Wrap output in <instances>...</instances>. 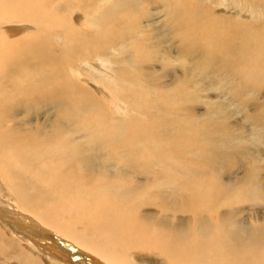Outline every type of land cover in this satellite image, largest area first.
<instances>
[{
  "label": "bare ground",
  "instance_id": "bare-ground-1",
  "mask_svg": "<svg viewBox=\"0 0 264 264\" xmlns=\"http://www.w3.org/2000/svg\"><path fill=\"white\" fill-rule=\"evenodd\" d=\"M109 1L111 0H54L52 4L54 7H48V2H49L48 0H0V55L3 57L6 56L5 62L4 63L1 62V65L5 64V66H3L2 68L3 79L7 78L8 76H9L8 78L12 77L13 79V77L17 73H20L21 70L22 71L26 70L25 75L20 76L19 74L20 77L16 81H11L8 83L0 81V97H1V101L3 102L0 105V111H4L10 114L9 119H13L14 116L17 115L19 110L18 109L15 110L16 106L24 108V110L30 113V115L32 114L38 115L42 113L41 111H43V113L41 114L42 116L45 115L44 112L46 111L45 110L46 106H49L50 109L48 114L52 113V116H50L51 117L50 121L37 122L35 124H32L34 125L33 127L30 125L32 123L31 120L30 122H24L25 120L23 121L24 122L23 125H25V127L22 124L21 125L19 124V126L17 127L16 125L14 127L9 125L8 128L4 126V131L0 133V180L1 181L3 180L8 185V187L13 192L12 194H15L16 196V197L14 196L16 200L15 202H18L17 203L18 206H20V208L23 209L21 210L22 211L21 215L23 214L24 218L33 215L38 222L40 221L43 222L54 233L52 234V232L49 233L42 230L43 228L41 226L42 224L40 225L42 228H39L37 227L38 225L36 224V222L35 223L29 222L28 220L23 219V217H22L23 220L20 219L21 217H19L18 219L16 215L18 214L16 213L17 211L15 212L16 214H13L14 208H12L13 209L12 211L9 209L6 211L0 209V221H1L0 222V264H136V261H134L132 258L134 257L133 256V252H135L134 250L136 251L140 250V252H147V254L149 255L151 254L152 249L158 251L160 253L159 255L161 258L166 259L167 263H163V264H216L217 259L220 260L225 259L223 262H220L219 264H239L243 262L249 264L251 262L250 258L244 253L242 254L241 253L238 254V253L241 248H244V250L247 251L249 255H252L255 252V250L261 252L260 247L259 249L256 248V246L262 242L261 235L254 234L255 233L254 231H253L254 233L251 234L250 235L251 237L249 238L251 242H247L246 238L239 236L238 234H232V236L231 234L229 235L231 231L229 232L225 231L219 225L217 227L220 229V231L218 230L217 227L214 229V231L217 230L216 232H220L222 236L215 237L214 243H209L206 240L204 241L203 240L204 238L202 239V241L200 240V238L196 241L189 240L191 236L189 237L182 236L176 230L170 228V226H168L166 222L165 224L162 223L164 225L160 224L157 227L150 226L152 224L149 223L153 222L154 219L157 223L156 217L154 218L152 217V219L146 218L147 215L143 217L141 216L142 214L140 215L137 212H135L136 215H134V209L136 208V206L139 210L138 212L141 211L139 208L143 204H140L139 201L132 199V201H130L131 205L129 204L130 205L129 207H126L127 205L125 206L119 205L118 203L121 200V198L125 196L127 197L131 192V191L129 192L127 185H125L124 187L116 186V191L112 187H110L109 189L105 187L106 190H104L102 186L104 182H102L103 178L101 176L96 174L95 176H92L94 179L91 180L90 176H85L87 175L85 174V170H83V172H78L79 174H75L74 173L75 171L73 170H75L76 168L75 169L74 167L72 168V165H74L73 163H69V167H67L68 169H65L63 167L65 171H60L59 168L57 169L54 168V164L56 160H63L64 157L67 156H69L70 162H72L71 160L77 161L78 159H87V161L89 160L90 162L91 155L89 156L87 152L90 153L94 152L93 154L91 153L93 156H95V154L97 153V157H99L100 155H104L102 154V150L105 149L108 150V148H110V150H114L116 147H122V145H119V143H117L116 145H110L111 142L109 139H111L112 141H115V139H117V137H115L116 132L114 133L115 135L109 132V128L111 127V125L109 126L108 130L106 129L104 132L103 129L105 128H102L100 131H98L99 127L101 126L98 124V122L102 123L105 121V119L102 116L99 117L100 116L99 112L95 111V110L100 111L102 109V102L100 101L99 98H97V96L103 98V96L109 92L115 93L116 91H118L115 88L112 89L111 86L105 87V85H107L106 83H110L111 81H116L120 79L121 80L128 79L131 81V83L133 82L132 91H131L132 93L135 84H136L135 86L139 90L142 88L140 91L147 90L146 88H144L145 85L143 84L148 85L149 81L147 82L145 78L139 80V77L143 75L149 68H151L150 64L152 63L150 62H153L152 60L157 59L156 56L158 54L163 55L161 61H165L166 65H167L166 61H169V59L172 57L170 55V52L174 49H176V51L182 54V58H187V57L192 58V56L190 55V53H192L194 56L193 59H196L197 61V58L195 56L196 54L199 55V57L200 55H204L202 54L201 51L202 48L203 50H206L213 54V51L210 50L212 48L211 43L213 39L211 38L212 36L210 37L208 35H211L212 33H215L216 30L221 29L220 27H217V25L220 24V21L218 19L217 20L212 19L213 22H209L205 26L202 25L203 21L200 22V25L198 23L196 24L195 22L193 24H190V26H187L189 25L188 21H187V25L183 24L186 16L188 17V15H193V13L194 16H196L197 13H199L200 11L199 9H194L197 8L195 7L197 3H199V5H202V2H206L207 0H188L187 6L189 7L190 5L193 8L191 9L193 13H190L187 9L182 11V8L179 6V2L177 0H112V4H108L105 10L104 6H106L105 4ZM179 1H186V0H179ZM194 1H195V6H193ZM208 1H209L208 3L211 4L214 0H208ZM234 1L236 3H239L236 0ZM230 2L234 4L233 1ZM246 3L250 7L251 12L255 10L253 12V16H254L253 19H256L264 15L263 10L261 11V10L253 9V5L256 7H259V5L261 6L262 0H251L250 3H248L246 0ZM158 4L163 6V11H164L163 16L165 17V19H167L168 14L171 18L174 17H178V19L182 18V20L179 21L181 22V29L176 28L172 36H170L167 31L163 30L164 27L167 26L166 24L158 25L157 23V22L160 23V20L157 19L158 17L157 15L161 13L160 12L161 9L157 10L155 8V6ZM151 6H153V8H151ZM46 8H49L48 12ZM59 12L63 13L64 17H61L63 14L62 15L59 14L56 16L53 15L54 13H59ZM98 14H100V16L96 21L95 18L97 17ZM84 16H88L90 18V22L88 23L87 28L93 27L94 31L92 33H90L87 30L86 32H88L89 34L85 33L84 30L86 28L85 29L78 28L79 23L83 24L85 22ZM149 17H150V22H149ZM105 19H110V22H118L121 19L126 24H130V22L135 21V20L130 21L131 19H138L140 21L144 19L147 22V24L139 28L140 32H137V34L127 36L124 33H120V34L113 33V30L115 29L113 28L114 27L113 25L108 26L112 29L111 31L108 29H104V31L99 29V25H100L99 20H105ZM192 19L194 20V18ZM24 22L31 24L30 27H28V30H26V33L28 34L23 36L20 35L18 37L16 36V38L11 37L12 34L21 33V31L24 28L23 26ZM179 22L177 23V27H180ZM124 23H121L119 25H123ZM169 24L172 26L173 21H171ZM261 24H263V22H261ZM35 26L38 27V31L36 30L35 33L32 32V34H29L30 30H32L33 27ZM162 26L163 29L158 31L159 32L158 34L152 36V39H154L157 38L159 34H161L160 37L163 38H157L158 41L154 42L152 40L149 43L148 41L149 39L143 37V34L147 28L151 29V31L154 33V31L159 30ZM55 28H59V31L55 32L58 30L57 29L55 31H52V33H50L51 32L50 30H53ZM226 29L228 30L227 27H225V30ZM128 30H129V26H128ZM42 31L48 33L43 34ZM226 32L228 33V31ZM217 33L218 31L216 32V34ZM93 34L97 35V37L93 36L91 42L90 39L88 38L84 39L85 36L93 35ZM187 35H189L188 38L191 41L185 39ZM113 36H117L121 40L115 41L113 39ZM139 36H140V42H138ZM173 36H178L179 39L181 40V43H175V47H172L173 42H171V44H167L168 41L173 40L172 39ZM216 37L218 36L216 35ZM219 37L222 38V36ZM54 38L56 39V42H54ZM103 39H107V40L113 39L112 42H108L107 44H104V49L109 47L113 48L114 46L123 48V46H125L126 44L128 48L133 49L135 52H137L142 47H144V50L145 49L146 50L145 51L143 50L140 56L139 54L136 53L133 57V60L130 61V64L126 62L125 67L121 66L120 68L117 67V69L113 67L114 69H111V67L113 66L111 63H115L117 66H120V62L123 61L124 57H122V55H120L119 53H115L116 55L119 54V56H116L114 59L112 58L113 61H111V59L109 60L110 62L104 60L106 58L103 56L105 55V52H103V42H104ZM226 40H228L229 42V39ZM256 40L258 41V39ZM15 41H19V43L21 44H26L27 47H25V45H22V47L19 45H14ZM215 41L216 40H214V43ZM237 41L232 40V42H234L232 46L233 50H234V46L238 44ZM163 42L165 43V45L167 44L165 47V52L162 51V49L164 48L163 46H161ZM226 42L222 41L224 47L226 46ZM112 43L113 45H110ZM222 43L219 44L222 45ZM246 44L247 42L237 45V47L240 49V55H239L240 57H243V55H245L244 54L245 50L248 51L250 50V48ZM256 44H255L256 45L255 55L250 61L252 65V66L250 65L251 70H247L248 65L245 66V68H247L246 70L239 71V68H237V74L235 72L232 73L231 80L235 79L236 81V77L250 78V79L260 78L262 82L261 85H263L264 39L262 41L257 42ZM88 45H92L94 48H89ZM1 46L4 47V50ZM85 47L86 48L88 47L89 51L85 50ZM218 47L220 48L221 46ZM186 48L188 49L186 50ZM227 48L230 47L228 46L225 49ZM5 49L7 51H5ZM12 50H14V52H11ZM46 50L49 52H47ZM52 51H58V52H52ZM62 53L64 55V58L61 57ZM216 53H218L217 49H216ZM235 54L238 55V52H236ZM230 55L233 56L234 54L229 53V56ZM226 56L227 55L225 54V57ZM3 57L2 59H4ZM138 57L140 60V64L137 65L135 63V60ZM247 57L250 56L247 55ZM201 58L200 60H202ZM92 59L93 61L91 62ZM65 60L68 63L69 76L67 73V69L62 67L54 68L59 63V61L62 62ZM95 62L97 63L100 62V64H98L99 67L98 70H94L93 68H91V67H96L97 64H91ZM221 62L220 64H222ZM129 66L133 68L132 71H129ZM46 67L48 68L46 69ZM215 67L217 68L220 66H215ZM71 68L72 71H70ZM90 68L93 72H96V74L90 72ZM83 70H85V74L82 72ZM190 70L192 69L190 68ZM218 70L219 68L217 69V71ZM72 73L73 75H71ZM126 74H130L127 76H129L132 79L134 78V80L129 79L126 76ZM188 78L190 79L192 77H188ZM76 79L81 80L84 84L85 81L90 83L89 85L85 84L86 85L85 89H81L79 91L80 95L79 92L73 88V86H75ZM6 86H10V88L5 90ZM89 86L92 87L89 89L88 88ZM259 88L263 89L264 86H261ZM247 90L254 92L255 90L258 89L254 88ZM237 91H239V89L236 90L233 89L231 91V94L233 96L232 100H236L238 98V95L236 93ZM153 92H155L154 88H153ZM194 93L195 92H193V94ZM62 94H67V95L62 96ZM76 94H78L79 96L76 97ZM161 96L162 99H165L169 96V93L167 92L163 93ZM235 96L236 99H234ZM195 98L196 97H194V99ZM108 100H115V99L111 97ZM6 101L10 103L7 105ZM115 101L118 102V100ZM117 102L114 103L117 110L121 111L123 110L122 108L126 107L125 109L127 110L126 111L127 113L129 110L131 111L138 110L140 108L139 105L141 104L137 102V95L134 93L129 98V101L127 102L128 104H126L125 106ZM174 103L172 106H174ZM242 104H246V103H242ZM148 106H150L149 101L147 107ZM76 107L80 109V113H79L80 115H78L79 122L70 120L71 117L76 116V111L79 112V110ZM212 107L213 106L211 105V108ZM236 107H238V105ZM257 110H259V108ZM211 111L212 112L214 111L213 108ZM158 112L160 113V111ZM224 113L226 112L224 111ZM208 114H210V111ZM146 116L150 118L149 121L152 127H165L167 125V123H165L162 119H159L161 115L157 117V115H155L154 112L153 113L151 112L150 114L148 113V115ZM128 118L127 121H129ZM221 118L222 117H220V119ZM4 119L7 120L5 118V114L0 113V121H4ZM259 122L261 121L259 120ZM133 123L134 122H132V124ZM199 123L197 124L198 126ZM204 123L206 124V127H204ZM218 123L216 124L214 122L213 124L204 121L202 122V124H200L201 126L199 130L201 131L200 132L202 138L201 144L204 146L205 149V153L202 152L204 153L203 158H205L203 161L209 162L211 165L210 164L207 165L213 170H216V168L219 166L220 169H225L230 162V157H228V155L226 154V150L224 149L226 143H236L238 140L244 139V137H241L239 135L238 136L233 135L228 130V127L225 126L224 121L221 122L222 123L221 125H219ZM188 125H190V123H188ZM28 127L29 129H27ZM146 127L148 126L146 125ZM254 128L257 129L256 127ZM260 128L261 126L257 130H261ZM262 129H264V126L262 127ZM81 130L85 131L86 136L90 134L89 136L90 138L89 139L87 138L89 143L92 144L93 141L98 140L97 137L100 136L99 138H103L101 139V141H103L102 142L103 145H97V149L94 150V148H92V145H84V142H80V143L78 141L74 142L76 139L74 137H76V135H78L77 132L80 133ZM28 131L30 134H27ZM107 132H109L108 135ZM211 132H219V134L218 136L216 135L214 136V133H212L213 134L212 136ZM157 133L159 132L157 131ZM121 138L118 137V139L120 140ZM106 139L108 140L107 142ZM132 140L137 142V137L133 135ZM36 143H39L40 145H36ZM201 144L200 146H202ZM4 145H9V147L10 145H19L20 151H22L23 154V158L19 157L17 151L9 152L10 148L9 150H7V148H5ZM143 147H141L140 145H130L129 147H127L128 148L127 154L126 151L121 150L122 152L120 151L121 152L119 153L120 155L118 154L122 161L121 165L124 167V165L127 164L132 165L139 162L140 160L142 161L145 153L150 161L154 159L156 160L157 163L160 162L159 160L161 156L159 157V159H156L157 150H153V148L149 149L144 145ZM62 150H63V156H60L61 153L60 151ZM207 150H209V152H207ZM98 151H100L101 154ZM137 151L140 158L134 156V152ZM227 152L229 153V151ZM110 158L113 161H110L109 164L106 163L104 164L107 166H112L111 168L113 172L110 174L111 175L114 174V176H116L115 173H117L118 175L120 173L119 168L122 166H120L116 156H111ZM251 162H253V160ZM41 165L43 167V170H40ZM158 169L160 170V172L161 169H165L163 165L161 166V162L160 164H158ZM220 169H218V171ZM181 171L183 172V170ZM209 171L212 170L209 169ZM184 172L186 173V171ZM69 173H72L74 177L67 182L68 183L67 185H65L64 183H62L64 181V176L61 174H69ZM162 173L164 174L165 172L163 171L161 172V174ZM196 173L197 172H195V174ZM189 177H191V175H189ZM116 178L118 180V177ZM177 178L176 179L173 178V183H175L176 181H180ZM99 179H101L100 189H94ZM185 184L186 183H184V186ZM70 185L79 186L77 190L81 192V195L82 194L84 195L86 200L82 201V205L78 204L77 201L72 200L71 207H69L67 204L65 207H61V205L65 204L63 202L65 198V192L63 191L62 188L63 187L64 189L66 187L68 188V186ZM80 185H84V188L87 190L91 189L92 191H94L97 200L92 196L93 198L91 197L92 198L91 201L90 198L91 195L89 196L90 200L89 199L87 200L86 198L87 194H85L84 190L80 188ZM208 185L212 187L211 183ZM261 187L264 188V185H262ZM139 190L142 191L141 188ZM245 192H250V191L246 190ZM216 194H214L213 192H209L210 198L214 195L216 196ZM57 195H59L57 201L58 203H60L58 205V209L54 206ZM77 195L78 194H76L75 198H77ZM237 196H243V195L237 194ZM1 200L3 199L1 198ZM137 200H139V198ZM0 202L4 206L3 201ZM10 204L11 203H9V205ZM179 208L185 209L184 206H180ZM59 211L61 214L59 213ZM135 219H139L141 222H138V220ZM76 223L79 224L80 227L89 226V228L86 227L88 228L87 230L91 232L92 237H96L94 238V240H92L93 243L92 242L90 243L87 240L88 243L90 244L86 246L85 244L86 239H84V237L78 238V236L73 233L72 227L73 229H75L76 226L74 224ZM235 226L236 225H234V227ZM234 227H232V230L234 229ZM245 227L247 228V226ZM113 230H115V232H113ZM58 234L63 236H60ZM86 236L90 237V234ZM68 239H70L73 242H78L79 244L76 246L74 243L73 245L71 244L72 242L70 243ZM95 239L96 242L97 240L99 241L97 243L96 242L94 243ZM89 240L91 241V239ZM81 248H83L84 250H82ZM84 252H86V254H89V256H91V259H93V261L97 263L92 262L90 260V257L87 258ZM152 256L153 255H150L149 258L151 259ZM96 257L99 258L101 261H97ZM211 259H214V261H211ZM141 264H148V263L143 262Z\"/></svg>",
  "mask_w": 264,
  "mask_h": 264
},
{
  "label": "rangeland",
  "instance_id": "rangeland-1",
  "mask_svg": "<svg viewBox=\"0 0 264 264\" xmlns=\"http://www.w3.org/2000/svg\"><path fill=\"white\" fill-rule=\"evenodd\" d=\"M48 1H49L48 7H54L52 5L54 0L53 1L48 0ZM177 1L179 2V6L182 8V11L187 9L190 13H193L191 11V9L193 8L189 4L188 5L190 8L187 6L188 0L186 1L177 0ZM230 1H233L234 4H232ZM236 1H238L239 3H236L234 0H214L211 4H209L208 3L209 1L207 0L206 2H202V5H199V3H197L196 6H195V1L193 2V6L197 7L194 9H199L200 11L199 13L196 12L197 13L196 16H194V13L193 15H188V17L186 16L183 24L187 25V21H188L189 25L187 26H190V24H193L195 22L196 24L198 23L200 25V22L203 21L202 25L205 26L209 22H213V20L218 19L220 21V24L217 25V27H220L221 29L216 28V29H219V30H216V32L218 31V33L216 34V32L215 33L210 32L212 34L208 35L210 37L212 36L211 38L213 39L211 43L212 48L210 49L211 51H213V54L206 50H203L202 48L201 51H202V54L204 55H200L199 57V55L196 54L195 55L197 58V61H196V59H193L194 56L192 53H190L192 58L191 57L182 58V54H180L178 51H176V49L173 48L174 50L170 52V55L172 57L169 59V61H166L167 65L165 64V61H161V58L163 57V55L158 54L156 56L157 59L152 60L153 62H150L152 64L149 63L151 65V68H149L143 75L139 77V80L142 78H145L147 82L149 81L148 85L143 84L145 85V87L144 86L143 87L146 88L147 90L140 91L142 88L139 90L135 86L136 84L134 85L133 93L137 95V102L141 103L139 105L140 108L138 110H135V111L129 110L127 113L126 112L127 110L125 109L126 107H124L122 108L123 110H121L122 111L121 112L117 110L114 104L115 102H117L115 100H118V102L123 104V106L128 104L127 102L129 101V98L133 94L131 92L133 82L131 83V81L128 79H124V80L120 79L116 81H111L110 83H106L107 85H105V87L111 86L112 89L115 88L118 91H116L115 93L109 92L105 94L103 98H101L100 96H97V98H99L100 101L102 102V109L100 111L98 110H95V111L99 112L100 114L99 117L102 116L105 119V121L102 123L98 122V124L101 125L98 131H100L102 128H105L103 129V132H104L106 129L108 130L109 126L111 125L112 129L110 127L109 132L113 134L116 132L115 133L116 135L115 134L114 135L115 137H117V139H115L116 142L109 139L111 142L110 145H116L117 143H119V145H122V147H116L114 150H110V148H108L107 150L104 148L105 150H102V154L104 155H100L99 157H97V153L95 154V156H93L92 154L94 152H91L92 154L90 152H87L89 156L91 155L90 162L89 160L87 161V159H78L77 161L71 160L72 162H70L69 156H67V157H64L65 161L64 159L56 160L54 164V168L55 169L59 168L60 171H65V169H68L67 167H69V163H73L74 165H72V168L73 167L74 169L76 168L75 170H73L75 171L74 172L75 174H79L78 172H83V170H85V174H87L85 176H90L91 180L94 179L92 176H95L96 174L101 176L103 178L102 182H104V184L102 185L104 190H106V188L109 189L110 187H112L116 191V186L124 187L125 185H127L129 192L130 191L131 192L129 193L127 197L126 196L123 197L124 199L121 198V200L118 203L119 205H123V206L127 205L126 207H129L131 205L130 201H132V199L139 201L140 204H143L144 206L142 205L139 208L141 210L140 212H138L139 210L136 206V208L134 209V215H136L135 212H137L140 215L142 214L141 216L143 217L147 215L146 218L152 219V217L153 218L156 217L157 223L154 219L153 222L149 223V224H152L150 226L157 227L162 223L165 224L166 222L168 226H170V228L176 230L182 236L184 237L191 236L189 240L196 241L200 238V240L202 241V239L204 238L203 239L204 241L206 240L209 243H214L215 237L222 236L220 232H216L217 230L214 231V229L219 225L225 231H228V232L233 231L232 233L230 232L229 235L231 234L232 236V234H238L239 236L246 238L247 242H251L249 240V238L251 237L250 235L255 232L254 234L261 235L262 244L259 243L260 245L258 244L256 246L257 249H259L260 247L261 252L258 250H255V252L252 255H249V253L245 251L244 248H241L238 254L240 253L246 254L250 258V261H251L249 264H263L264 263V250H263L264 249V234H263L264 233L263 231L264 230V220L262 219H264L263 217L264 216V188L261 186L264 185V141H263L264 140V129H262V127L264 126L263 125L264 124V119H263L264 118L263 116L264 115V101H263L264 100V88L262 89L259 87L264 86V83L263 85H261L262 82L260 78L250 79V78L236 77V81H235V79L231 80V77H232V73L235 72L237 74V68H239V71L246 70L247 68H248L247 70H251L252 65L250 61L255 55V51H256L255 46L257 45L256 43L264 39V26H263L264 15L256 19H253L254 17L253 12L255 10L251 12L250 7L246 3V0H236ZM247 2L250 3L251 0H247ZM108 4H112V0L105 4L106 6H104V9L107 7ZM151 8H153V6H151ZM155 8L157 10L161 9L160 11L161 13L157 15L158 16L157 19L160 20V23L157 22L158 25L166 24L167 26L164 27V29L162 26L159 30L154 31V33L151 31V29L147 28L143 34V37L148 38L149 43L152 40L154 42L158 41L157 38H163V37H160L161 34H159L157 38L152 39V36L155 34H158L159 33L158 31L162 29L164 31H167L170 36L174 34V31L176 30V28L181 29V22L179 21H181L182 18L181 19H178V17L171 18L168 14L167 19H165V17L163 16V13H164L163 6L158 4L155 6ZM46 9L48 12L49 8H46ZM253 9L264 11V0H262V4L261 6L259 5V7H256L253 5ZM59 14L62 15L63 13L59 12V13H54L53 15L56 16ZM202 15H203V18H202ZM99 16L100 14H98L97 17L95 18L96 21L99 18ZM61 17H64V14ZM84 17H85V22L83 24L78 22L79 23L78 28H81V29L86 28L84 30L85 33L89 34L88 32H86V30L92 33L94 31V28L93 27L87 28L88 23L90 22V18L88 16H84ZM192 18H194V20ZM132 20H135V21L130 22V24L124 23L121 19L118 22H110V19L99 20L100 21L99 29H101L102 31H104V29H108L111 31L112 29L108 26L113 25L114 26L113 28H115L113 30V33L115 34L124 33L128 36V35L137 34V32H140L139 28L147 24V22L144 19L141 21L138 19H131L130 21ZM189 20H192V21H189ZM171 21H173L172 26L169 24ZM149 22H150V17H149ZM178 22H179L180 27H177ZM261 22H263V24H261ZM121 23H124V24L119 25ZM30 25L31 24L24 22L23 23L24 28L21 31V33L12 34L11 37L16 38V36L18 37L20 35L22 36L27 35L28 33H26V30H28V27H30ZM128 26H129V30H128ZM187 26H186V29H187ZM36 27L37 26L33 27V29L30 30L29 34H32V32L35 33L36 30L38 31V27L37 28ZM225 27H227L228 30L227 29L225 30ZM253 28L255 31L253 30ZM50 31H49L50 33H52V31L58 32L59 28H55ZM226 31H228V33ZM42 32L43 34L48 33L44 31ZM216 35L218 37L222 36L223 39L221 37L219 38L216 37ZM93 36L97 37V35L93 34V35L85 36L84 39L88 38L90 39V42H91ZM188 36L189 35H187L185 39L191 41L188 38ZM224 38L229 39V42L228 40ZM113 39L115 41L121 40L117 36H113ZM113 39H108V40L103 39L104 40L103 52H105V55L103 56L106 58L104 60H107L108 62H110L109 60L111 59V61H113V59L116 56H119V54L122 55V57L124 58H123V61L120 62V66H117L115 63H111L113 65L111 69H114V68L117 69V67L120 68L121 66L125 67L126 62L130 64V61L133 60V57L136 53L139 54L140 56V54L144 50V47H142L137 52H135L133 49L128 48L126 44L125 46H123V48L114 46L113 48L109 47V48L104 49V44H107L108 42H112ZM172 39H173L172 41H168L167 43V44H171V42H173L172 47H175V43H181V40L179 39L178 36H173ZM252 39L255 41H253ZM256 39H258V41ZM214 40H216L215 43H214ZM232 40H236V41L238 40L237 45L247 42L246 45L250 48V50L249 51L245 50L244 54L246 56L245 55H243V57L239 56L240 49L237 47V45L234 46V50H233L232 46L234 42H232ZM222 41H225V42L227 41L225 47L223 46ZM54 42H56L55 38H54ZM138 42H140V36L138 37ZM219 43L220 44L222 43V45H220ZM14 45H19L21 47L22 45H25V47H27L26 44H21L19 43V41H15ZM110 45H113V43ZM166 45L164 42L161 45L164 47L162 49V51L164 52H165ZM218 46H221L223 48L220 47L221 48L220 49ZM228 46L230 48L225 49ZM88 47L94 48L92 45H88ZM2 48L4 50V47ZM87 48L85 47V50L89 51V48L88 49ZM187 49L188 48H186V50ZM216 49L218 53H216ZM159 50H160V47H159ZM5 51L7 50L5 49ZM11 52H14V50H12ZM52 52H58V51H52ZM228 52L231 54H234L233 55L234 57L232 55L229 56ZM236 52H238V55L235 54ZM115 53H119V54L116 55ZM224 53L227 55L226 57ZM247 55L250 57H247ZM2 57L3 56L0 55V59H1L0 60V78H1L0 81L1 82L8 83L11 81H16L18 80L20 76L25 75L26 70L24 71L21 70L20 73H17L13 77V79L12 77L8 78L9 76L3 79L2 68L3 66H5V64L1 65V62L3 63L5 62L6 56L3 57L4 59H2ZM61 57L64 58L63 53ZM200 58L202 60H200ZM92 61L93 59L91 60V62ZM100 62L91 63V64H97L96 67H91V68H93L94 70H98L99 69L98 64H100ZM220 62L222 64H220ZM135 63L137 65L140 64L139 57L135 60ZM246 65H248L247 68H245ZM215 66H220V67L216 68ZM58 67L67 69V73L69 76L68 63L66 62V60L62 62L59 61V63L54 68H58ZM47 68L48 67H46V69ZM91 68H90V72H93ZM190 68L192 70H190ZM218 68L220 71L219 70L217 71ZM132 70L133 68L129 66V71H132ZM70 71H72V68ZM82 72L85 74V70H83ZM93 73L96 74V72H93ZM71 75H73V73ZM127 75H130V74H126V76ZM127 77L131 80H134V78L132 79L129 76ZM188 77H192V78L189 79ZM85 84L89 85L90 83L85 81ZM85 84L81 80L76 79L75 86H73V88L79 92L81 89H85V86H86ZM91 87L92 86H89L88 88L90 89ZM9 88L10 86H6L5 90ZM153 88L155 89V92H153ZM254 88L258 90H255L254 92L247 90V89H254ZM233 89L235 90L239 89V91L236 92L238 95V98L236 99V96L234 97V99L236 100H232L233 96L231 94V91ZM162 92L169 93V96L167 97L168 99L167 98L162 99V96H161L163 94ZM193 92L195 93L193 94ZM251 93H253L254 95ZM66 95L67 94H62V96H66ZM79 95H80V92H79ZM79 95L76 94V97ZM111 97L114 98L115 100H108ZM194 97L196 98L194 99ZM228 99L231 100V103H230V100ZM148 101L150 103V106L152 105L151 107L150 106L147 107ZM174 102H177V103H174ZM2 103L3 102L1 101V97H0V105ZM9 103L10 102L6 101L7 105ZM173 103H174V106H172ZM242 103H246V104H242ZM211 105L213 106L212 107L214 110L213 112L211 111L212 110ZM237 105L238 107H236ZM76 108L79 110V112L76 111V116L71 117L70 120L79 122L78 115H80L79 114L80 109L78 107ZM256 108L257 109L259 108V110H257ZM16 109H18L19 111L18 113L16 112L17 115H15L13 119H9L10 114H8L7 112L0 111V113L5 114V118L7 119V120L4 119V121H0V126H3V127H0V133L4 131V126L8 128L9 125L12 127L16 125L17 127L19 126V124L23 125L24 122H30L31 120L32 123L30 125L33 127L34 125L32 124H35L37 122L50 121V118H51L50 116H52L51 112H50L51 114H48L49 109H50L49 106H46V109H45L46 111L44 110L45 111L44 114L46 116L44 114H43L44 116L41 115L43 111H41L42 113L38 115H33V114L30 115V113L26 112L24 108L22 107L16 106L15 110ZM158 111H160V113ZM209 111H210V114H208ZM224 111L226 113H224ZM151 112L152 113L154 112V114L157 115V117L161 115L159 119H162L165 123H167V125L165 127H152L149 121L150 118L146 116L148 115V113L150 114ZM257 112L261 114L259 115ZM165 113L166 114L168 113V114L166 115ZM220 117H222L224 120L222 118L220 119ZM127 118L129 119V121H127ZM259 120L261 122H259ZM204 121L213 123V124L214 122L216 124L219 122L218 123L219 125H221L222 124L221 122L224 121L225 126L228 127V130L233 135H236V136L239 135L241 137H244L243 140H238L236 143H226V146L224 147V149L226 150V154L228 155V157H230V162L226 166L225 169H220V166H219L216 168V170H213L212 168L208 167L207 164H210L209 162L203 161L205 159L203 158L205 149H204V146L201 144L202 138L200 134L201 131L199 130L201 126L200 124H202V122ZM132 122L134 123L132 124ZM172 122L173 123L175 122V123L173 124ZM195 122H198V123L200 122L199 126L197 125L198 123H195ZM188 123H190V125H188ZM146 125L148 127H146ZM23 126L25 127V125ZM260 126H261L260 129L262 131L257 130L259 129ZM204 127H206L205 123H204ZM254 127H256L257 129H255ZM83 128H86V127H83ZM27 129H29V127ZM157 131L159 133H157ZM109 132H107V135L109 134ZM77 133L79 136L76 135V137H74L76 138L74 142L78 141L79 143L84 142V145H92V148H94V150L97 149V145H103L102 143L103 141H101V139L103 138H99L100 136L97 137L98 140H94L93 143L91 144L88 142V139L90 138L89 137L90 134L86 136L85 131L83 130H81L80 133L79 132ZM212 133H214V136L215 135L218 136L219 134V132H211L212 136H213ZM27 134H30L29 131ZM82 134L85 136H83ZM133 135L137 137V142L132 140ZM118 137L121 138V140L118 139ZM107 141L108 140L106 139V142ZM200 144L202 146H200ZM36 145H40V144L36 143ZM130 145H140L141 147H143L144 145L148 147L149 149L153 148V150H157L156 159H159V157L161 156L159 161L161 162V166L163 165L165 167V169H161V172L164 171L165 173L161 174L160 170L158 169V164H160V162L157 163L156 160L154 159L150 161L146 153L142 161L140 160L139 162L132 164V165L127 164V165H124L123 167L121 165L122 161L119 157L120 155L119 153H121L124 150L126 151V154H127L128 153L127 147H129ZM4 147L7 148V150H9L10 148L9 152L17 151V153L19 154V157L23 158V154H22V151H20L19 145H10V147L9 145H4ZM14 148L17 150H15ZM227 151H229V153ZM60 152H61L60 156H63V150ZM98 152L101 154L100 151ZM207 152H209V150H207ZM111 156H116L119 161L120 166H122L119 168L120 173L118 175L117 173H115L116 176H114V174L113 175L110 174L113 172L111 168L112 166H107L104 164V163L109 164L110 161H113L110 158ZM134 156L137 158H140L138 151L134 152ZM252 160L253 162H251ZM59 165L61 168L59 167ZM40 168H41L40 170H43L42 165L40 166ZM209 169L212 171H209ZM218 169L220 170L218 171ZM181 170H183V172ZM184 171H186V173ZM195 172H197L198 174L197 173L195 174ZM188 174L191 175V177H189ZM215 174L218 176H216ZM61 175L64 176V181L62 183H64L65 185H67L68 184L67 182L70 181L74 177L72 173L61 174ZM116 177H118V180ZM172 177L175 179L178 177L177 179L180 181H176L175 183H173ZM100 180L101 179H99V181L96 183L94 189H100V186H101ZM184 183H186L185 184L186 187L184 186ZM210 183L212 187L208 185ZM6 185L7 184L3 180L2 181L0 180V201H3V204L5 206L4 207L0 202V209H2L3 211H6L9 209L12 211L13 210L12 208H14L13 210L14 213L13 212L12 213L13 214L18 213L16 214L18 219L19 217H21L20 218L21 220L25 219L32 223L36 222V224L38 225L37 227L39 228L43 227L42 230L49 232V233L52 232V234H54L53 231H51L47 225H45L41 221H40L41 223L38 222L33 215L27 216L26 218L23 217V214L21 215L22 213L21 210L23 209L20 208V206H18L17 204L18 202H15L16 201L15 194H12L13 193L12 190L8 187V185L7 186ZM78 188L79 186H75V185H70L68 186V188L66 187L65 188L66 190L64 189V187L62 188L63 191L65 192V198L63 201L65 204L61 205V207H65L66 204L69 207H71L72 200H75L78 202V204L82 205V201L86 199L84 195L83 194L81 195V192L77 190ZM80 188H82L85 194H87L86 195L87 200L88 199L90 200L92 196L97 200V198L95 197L96 194L94 193V191H92L91 189L90 190L85 189L84 185H80ZM140 188L142 191L139 190ZM246 190L250 192H245ZM209 192H213L214 194L216 193L217 194L216 196L214 195L215 197L212 196L210 198ZM76 194L80 196L77 195V198H75ZM237 194H242L243 196H237ZM58 197L59 195L56 196V202L54 205L57 209H58V205L60 204L57 201ZM1 198L3 200H1ZM92 198H91V201H92ZM138 198L139 200H137ZM158 202L161 204V206ZM9 203H11L12 205L11 204L9 205ZM180 206H184L185 209H180L179 208ZM18 211H21V212H18ZM135 220H138V222H141L139 219H135ZM74 225L76 227L75 229H73L72 227L73 233L77 235L78 238L84 237V239H86L85 240L86 246L89 245L92 242V240H94V238H96V237H92L91 232L87 230L89 226L80 227V225L77 223ZM234 225L236 226L234 227ZM244 225L247 226V228ZM45 226L49 230H47ZM231 226L234 227L233 230ZM78 227L80 228V230ZM218 230L220 231L219 228ZM113 232H115V230H113ZM89 234H90V237L86 236ZM60 236H63V235H60ZM89 239H91V241ZM68 240L70 241V243L72 242L71 244L73 245L74 243L76 246L79 244L78 242H73L70 239ZM87 240L90 243H88ZM98 241L99 240H97V242ZM95 242H96V239L94 243ZM81 249L84 250L83 248ZM134 251H135L133 252L134 257L132 258L134 261H136V264H141L143 262H146L148 264L167 263L166 259L161 258L159 255L160 253L158 251H155L154 249L151 250V254L149 255L147 254V252H140V250L139 251L134 250ZM84 253L87 258L90 257V260L92 262L97 263L93 261V259H91V256H89V254H86V252ZM150 255H153L151 257L153 261L149 258ZM224 260L217 259L216 264H219L220 262H223ZM97 261H101V260L97 258ZM211 261H214V259H211ZM239 264H248V263L243 262Z\"/></svg>",
  "mask_w": 264,
  "mask_h": 264
}]
</instances>
